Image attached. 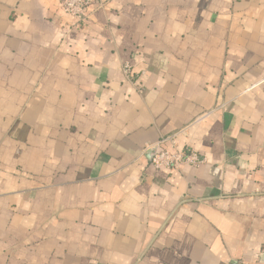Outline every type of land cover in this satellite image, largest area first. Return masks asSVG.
Segmentation results:
<instances>
[{"label":"crops","instance_id":"crops-1","mask_svg":"<svg viewBox=\"0 0 264 264\" xmlns=\"http://www.w3.org/2000/svg\"><path fill=\"white\" fill-rule=\"evenodd\" d=\"M59 2L0 0V264H264V0Z\"/></svg>","mask_w":264,"mask_h":264},{"label":"built area","instance_id":"built-area-1","mask_svg":"<svg viewBox=\"0 0 264 264\" xmlns=\"http://www.w3.org/2000/svg\"><path fill=\"white\" fill-rule=\"evenodd\" d=\"M99 2L100 0H60L59 3L62 12L73 19L76 25H80L87 20L86 10ZM125 68L127 70L128 67ZM174 138L164 137L155 145L145 147L143 155L154 150L150 165L155 171L177 170L182 165L197 168L205 163V159L191 149L177 150Z\"/></svg>","mask_w":264,"mask_h":264},{"label":"water","instance_id":"water-1","mask_svg":"<svg viewBox=\"0 0 264 264\" xmlns=\"http://www.w3.org/2000/svg\"><path fill=\"white\" fill-rule=\"evenodd\" d=\"M153 153H154V150H153V149H151V150H149V151L147 152V158H148L149 160H151V158H152V156H153Z\"/></svg>","mask_w":264,"mask_h":264}]
</instances>
